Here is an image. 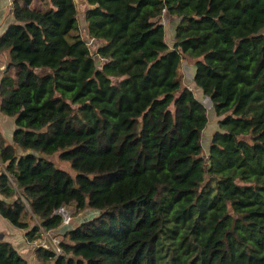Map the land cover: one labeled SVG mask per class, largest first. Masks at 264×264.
Returning <instances> with one entry per match:
<instances>
[{"label": "trees", "instance_id": "16d2710c", "mask_svg": "<svg viewBox=\"0 0 264 264\" xmlns=\"http://www.w3.org/2000/svg\"><path fill=\"white\" fill-rule=\"evenodd\" d=\"M30 1L0 37V215L37 264H264V0H83L84 32L76 0ZM0 264L33 263L0 239Z\"/></svg>", "mask_w": 264, "mask_h": 264}, {"label": "rangeland", "instance_id": "374dc122", "mask_svg": "<svg viewBox=\"0 0 264 264\" xmlns=\"http://www.w3.org/2000/svg\"><path fill=\"white\" fill-rule=\"evenodd\" d=\"M22 2H23V0H22ZM76 2H77L78 9L80 12L79 20H80L81 30H82V32H84L85 28H86L84 12H85L87 7H86L83 0H76ZM23 4H24V2H23ZM29 5L32 8L42 10V11L47 7V5H45L44 2H42L41 0H31ZM161 21L165 25V27L168 31L169 37H171L174 34V30L176 29L177 24H178L177 19L172 18L170 15L167 14L162 18ZM263 33H264V31H263ZM84 37H85V35H84ZM88 43H89L91 49H93V51H95L97 49L98 45L96 43H94L92 41H88ZM194 68H195L194 67V61L191 60L190 58H186L183 62V65H182V78H183L184 85L194 91L195 95L204 104V106L206 107L207 112H208L210 123H209L208 127L204 130V133H203V136H204L203 137L204 154L206 155L209 152V145H210L212 135L218 129V126H217V119L214 116V106H213L212 102L210 101V99L208 97H206L202 93L201 90H199L197 87H195V85L192 82L193 74H194ZM0 115H1V117L7 118V116L4 115L3 113H1ZM3 127H4V125H1V119H0V129L3 132V134L6 136V138L8 139L9 136L3 130ZM47 158L51 162H53L59 169L67 172L71 177L75 178L77 176V173L72 169L69 162L60 160L59 154H55V155L49 156ZM67 211L70 213V216H71V213L73 210L72 211L67 210ZM96 215H97V213L87 210L86 212H83L81 216L79 215L75 219L73 218V223L71 226H78L83 221H87L89 219L96 217ZM48 237H49V239L53 240L52 241L53 245L57 246L59 240L54 239V237H52V236H48ZM43 243L49 244V242L46 240Z\"/></svg>", "mask_w": 264, "mask_h": 264}, {"label": "crops", "instance_id": "0c3cea01", "mask_svg": "<svg viewBox=\"0 0 264 264\" xmlns=\"http://www.w3.org/2000/svg\"><path fill=\"white\" fill-rule=\"evenodd\" d=\"M22 2V0H21ZM14 0H0V37L5 34L8 27L13 22L10 10L13 6ZM8 63L7 53L0 52V78L4 72ZM1 114V111H0ZM1 125H4L3 130L8 134L7 139L12 143V136L16 129L15 120L13 118L1 117ZM3 133V132H2ZM4 135V134H3ZM5 136V135H4ZM6 137V136H5ZM26 232L13 227L7 220L0 215V235L3 239L12 243L14 247L22 254L26 256L33 264H37L36 251L37 243H30L26 238Z\"/></svg>", "mask_w": 264, "mask_h": 264}, {"label": "built area", "instance_id": "2783aa9c", "mask_svg": "<svg viewBox=\"0 0 264 264\" xmlns=\"http://www.w3.org/2000/svg\"><path fill=\"white\" fill-rule=\"evenodd\" d=\"M58 214H60V215L63 217V220H64V223H65V224H68V223L70 222V220H71V216H70V214H69L65 209H61V210H59V211H58ZM58 243H59V241H58ZM43 245H44L45 247H49V245L46 244V243H43Z\"/></svg>", "mask_w": 264, "mask_h": 264}, {"label": "water", "instance_id": "95a60500", "mask_svg": "<svg viewBox=\"0 0 264 264\" xmlns=\"http://www.w3.org/2000/svg\"><path fill=\"white\" fill-rule=\"evenodd\" d=\"M35 72H36L37 74H40V73L42 72V70H41V69H36ZM0 239H3V236L0 235Z\"/></svg>", "mask_w": 264, "mask_h": 264}]
</instances>
